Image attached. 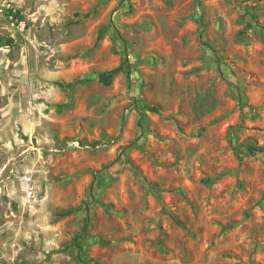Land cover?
<instances>
[{"label":"rangeland","instance_id":"374dc122","mask_svg":"<svg viewBox=\"0 0 264 264\" xmlns=\"http://www.w3.org/2000/svg\"><path fill=\"white\" fill-rule=\"evenodd\" d=\"M93 262L264 264V0H0V264Z\"/></svg>","mask_w":264,"mask_h":264},{"label":"trees","instance_id":"16d2710c","mask_svg":"<svg viewBox=\"0 0 264 264\" xmlns=\"http://www.w3.org/2000/svg\"><path fill=\"white\" fill-rule=\"evenodd\" d=\"M119 38L121 39L122 42H124V40L122 39L121 36H119ZM199 38H202V34L199 35ZM242 147H244L246 149V151L250 152V153H254L256 150L254 148L253 145H243ZM70 213H72V211H67V212H64L63 214H61L62 216H68L70 215ZM78 237V236H77ZM76 237V238H77ZM93 264H102V263H99V262H93Z\"/></svg>","mask_w":264,"mask_h":264}]
</instances>
